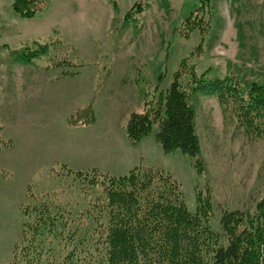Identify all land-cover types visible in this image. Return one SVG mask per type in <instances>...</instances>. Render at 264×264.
I'll use <instances>...</instances> for the list:
<instances>
[{"label":"rangeland","instance_id":"374dc122","mask_svg":"<svg viewBox=\"0 0 264 264\" xmlns=\"http://www.w3.org/2000/svg\"><path fill=\"white\" fill-rule=\"evenodd\" d=\"M38 1L43 8L24 18L14 0H0V264L11 263L18 243L34 244L41 257L33 253L16 264H109L110 216L98 208L106 182L94 168L116 178L133 169L162 170L193 213L197 194L210 192L208 223L222 239L224 211H257L264 198V119L260 130L248 132L216 94L198 92L202 175L193 157L164 152L159 122L139 145L128 140L131 113L145 112V102L169 87L201 42L197 29L190 38L179 34L198 0H116L118 9L113 0ZM213 2L198 74L210 68L211 77L264 79V0ZM135 3L143 11L127 20ZM88 104L95 123L72 124L71 115Z\"/></svg>","mask_w":264,"mask_h":264},{"label":"trees","instance_id":"16d2710c","mask_svg":"<svg viewBox=\"0 0 264 264\" xmlns=\"http://www.w3.org/2000/svg\"><path fill=\"white\" fill-rule=\"evenodd\" d=\"M198 1L199 7L184 20L179 34L190 38L197 29L201 42L180 62L169 87L145 102V112L131 113L126 131L129 143L138 145L151 134L154 122H159L156 140L164 152L179 149L193 157L202 175L205 165L199 157L201 145L194 103L198 92L216 94L225 111L237 118L238 125L252 132L260 130L264 119V79H257L258 75L250 80L245 74L211 77L210 68L198 74L205 37L213 29L216 14L213 0ZM113 4L118 9L116 0ZM13 8L21 17L31 18L43 5L38 0H14ZM142 11L141 3H135L125 18L131 20L134 12ZM41 51H31L29 55L37 56ZM159 87L158 83L155 91ZM95 121L92 104L71 115L75 126ZM133 171L116 178L97 168L92 170L106 182V200L98 208L110 216L105 229L109 264H264V198L255 213L224 211L222 239L208 223L214 211L210 192L207 196L197 194V212L193 213L170 174L152 168L143 174ZM83 173L84 170L78 171L79 175ZM40 226L41 222H37L33 231L38 233ZM33 253L36 258L41 257L34 244L18 243L10 264H16L17 259L29 260Z\"/></svg>","mask_w":264,"mask_h":264},{"label":"crops","instance_id":"0c3cea01","mask_svg":"<svg viewBox=\"0 0 264 264\" xmlns=\"http://www.w3.org/2000/svg\"><path fill=\"white\" fill-rule=\"evenodd\" d=\"M139 144H140V143H139ZM139 144H138V145H139ZM108 173H111V174H113V173H112V172H110V171H108ZM114 175H118V174H114Z\"/></svg>","mask_w":264,"mask_h":264}]
</instances>
